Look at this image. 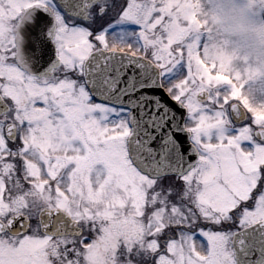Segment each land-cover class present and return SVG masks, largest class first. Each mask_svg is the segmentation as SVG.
Returning <instances> with one entry per match:
<instances>
[{
  "label": "snow or ice",
  "instance_id": "1",
  "mask_svg": "<svg viewBox=\"0 0 264 264\" xmlns=\"http://www.w3.org/2000/svg\"><path fill=\"white\" fill-rule=\"evenodd\" d=\"M205 26L195 0H0V264H264V111Z\"/></svg>",
  "mask_w": 264,
  "mask_h": 264
},
{
  "label": "clouds",
  "instance_id": "2",
  "mask_svg": "<svg viewBox=\"0 0 264 264\" xmlns=\"http://www.w3.org/2000/svg\"><path fill=\"white\" fill-rule=\"evenodd\" d=\"M206 22L205 62L224 61L249 105L264 111V5L258 0H195Z\"/></svg>",
  "mask_w": 264,
  "mask_h": 264
},
{
  "label": "water",
  "instance_id": "3",
  "mask_svg": "<svg viewBox=\"0 0 264 264\" xmlns=\"http://www.w3.org/2000/svg\"><path fill=\"white\" fill-rule=\"evenodd\" d=\"M183 111V110H182Z\"/></svg>",
  "mask_w": 264,
  "mask_h": 264
}]
</instances>
